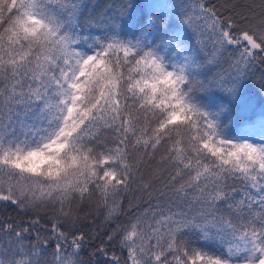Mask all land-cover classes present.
<instances>
[{
	"label": "snow or ice",
	"instance_id": "1",
	"mask_svg": "<svg viewBox=\"0 0 264 264\" xmlns=\"http://www.w3.org/2000/svg\"><path fill=\"white\" fill-rule=\"evenodd\" d=\"M259 7L184 4L207 39L173 60L162 17H141L135 41L114 34L131 0L111 15H85L83 0H0V201L37 217L0 222V264H84L79 213L92 204L110 228L104 264H264V105L231 106L264 65ZM83 25L113 35L85 48ZM130 190L141 202L125 208Z\"/></svg>",
	"mask_w": 264,
	"mask_h": 264
},
{
	"label": "trees",
	"instance_id": "2",
	"mask_svg": "<svg viewBox=\"0 0 264 264\" xmlns=\"http://www.w3.org/2000/svg\"><path fill=\"white\" fill-rule=\"evenodd\" d=\"M122 0H83V4L85 5L84 13L87 15L88 13H92L95 15L96 13H107L111 15L112 11L119 7ZM133 4V8L129 9L128 14L121 17L118 21V28L116 33H114L117 38L121 40H132L135 41L137 37L140 35V25L137 24V21L141 19L144 20V27H147V22L149 19L156 20V18L162 17L163 22L160 24V28L170 34V38L173 40V45L176 46L180 41H185V45L188 50V43L191 40V36L188 33L187 29L183 25L181 10L183 5L187 0H131ZM213 4L222 3L223 0H210ZM232 2H238L240 4H251L254 6L255 11L257 13L260 12L259 5L261 4V0H232ZM83 20V15L81 16V22ZM105 26L100 25H83V27L79 30L82 34L79 39L80 42L84 41L85 44H91L94 40L101 38L102 36L113 35V33L104 31ZM151 37H149V41H151ZM159 43V41H157ZM192 53V51H190ZM121 61H123V51L121 50L118 53ZM128 67H116L113 68V65H109V69L112 70L114 76H119L124 74V78H127ZM262 73H264V65H257L250 71V79L261 80ZM256 91L260 90V86L255 87ZM219 95V94H217ZM231 106L239 111L238 102H231ZM215 111V109H210ZM134 142V141H133ZM171 147V144L168 145ZM163 149H161V152ZM159 160V155L156 158ZM140 194L134 193L132 190L124 196L121 200L124 207L127 208L128 201L131 200L133 204L140 203ZM142 211V209H141ZM88 213L85 215V213ZM51 214H49L50 217ZM81 216L80 223L83 225L81 232L86 233L85 237V247L83 251L80 253V259L84 261V264H104V257L101 255H96V249L100 244V240L106 239L103 234L106 231H110L108 224L104 221L105 213L103 211H97L95 204H92L84 211L79 213ZM49 217H46L48 219ZM37 219V217L31 214H25L22 210L16 208L14 205H11L9 202L0 201V222H8L13 224H19L22 227H29L33 220ZM127 217H121V223L125 222ZM37 227H42L47 231L43 232L41 236V242H44V236H51V224L45 223V221H41ZM79 234V233H78ZM35 231L32 232L31 242L35 243ZM71 237H69V241ZM105 247L109 248V255H111V246L107 243ZM55 248V240L51 241V245L48 249L49 252H52ZM117 255H123L125 258L127 257V250L124 249L123 253L119 250L116 252ZM123 264V261H122Z\"/></svg>",
	"mask_w": 264,
	"mask_h": 264
},
{
	"label": "rangeland",
	"instance_id": "3",
	"mask_svg": "<svg viewBox=\"0 0 264 264\" xmlns=\"http://www.w3.org/2000/svg\"><path fill=\"white\" fill-rule=\"evenodd\" d=\"M192 3H193V0H187V2H185L184 4H187V5H189V7H191ZM181 15H182L183 25L185 26V28L187 29L188 33L191 36V40L188 43V48H190L191 50L187 51L185 41L184 40L180 41L176 46L172 47L171 51L168 52V55L171 58H173V60H175V58L177 56H179L181 58V60H183V58L187 57V56H194L196 53V50L198 49V46L196 44V39L197 38L207 39V36H204V37L196 36L195 33L190 28H188L187 25L184 23V8H182V10H181ZM81 44L85 48L88 46L87 44H85L84 41H81ZM165 51H167V49H165ZM190 51H192V53H190ZM222 66L224 69L228 68L227 63H224ZM259 82H260V80L250 79L244 83V85L241 88V91H240V94H239L237 100L233 101V103L238 102L239 109L244 104H247L249 102L254 104V105H264V91H262L261 89L256 91V89H255V87L259 85ZM172 210L175 212L187 211L188 206H187V204H184L181 207H176L175 205H173ZM164 211L167 212V207H165ZM151 243L154 244L155 241L153 240V241H151Z\"/></svg>",
	"mask_w": 264,
	"mask_h": 264
}]
</instances>
